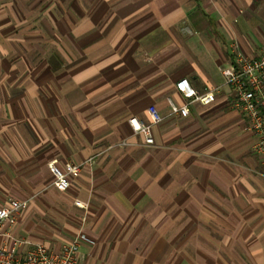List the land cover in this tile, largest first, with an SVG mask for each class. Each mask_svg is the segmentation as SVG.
Segmentation results:
<instances>
[{
  "label": "crops",
  "instance_id": "obj_1",
  "mask_svg": "<svg viewBox=\"0 0 264 264\" xmlns=\"http://www.w3.org/2000/svg\"><path fill=\"white\" fill-rule=\"evenodd\" d=\"M233 43L264 51V0H0V207L31 199L0 247L82 234L81 264H264V154L218 71ZM53 159L81 164L65 192Z\"/></svg>",
  "mask_w": 264,
  "mask_h": 264
},
{
  "label": "built area",
  "instance_id": "obj_2",
  "mask_svg": "<svg viewBox=\"0 0 264 264\" xmlns=\"http://www.w3.org/2000/svg\"><path fill=\"white\" fill-rule=\"evenodd\" d=\"M232 53L234 54V50ZM218 71L223 78V86L228 87L232 94L231 107L244 116L245 130L254 136L253 151L264 154V53L251 58L236 52L232 61L219 66ZM175 89L187 100V104L207 106L215 101V94L219 92L220 87L197 92L186 79H181L175 83ZM169 106L172 114H179L182 117L188 115L186 106L178 107L171 101ZM149 113L153 123L162 120L154 107H149ZM128 123L134 134L143 136L145 144H153L150 124H144L136 118L129 119ZM47 167L53 178L54 189L65 192L69 187V178L79 173L81 164L66 162L59 166L57 160L53 159L47 163ZM29 201L30 199L10 198L0 207V237H11V230ZM75 205L81 206L77 202ZM82 243L93 244L82 234L76 235L69 245L62 247L58 252L48 250L41 243L15 241L12 248L0 247V264H81L79 246ZM21 245L28 246L24 254L15 251Z\"/></svg>",
  "mask_w": 264,
  "mask_h": 264
},
{
  "label": "rangeland",
  "instance_id": "obj_3",
  "mask_svg": "<svg viewBox=\"0 0 264 264\" xmlns=\"http://www.w3.org/2000/svg\"><path fill=\"white\" fill-rule=\"evenodd\" d=\"M26 34H28V32H26ZM45 36H46V32L43 30V31H42V36H41V37H45ZM237 39H238V38H237ZM230 49H231V55H232V57H233L234 54H236V52H241V51L239 50L238 45H237L236 43L231 44ZM232 50H234V54L232 53ZM241 53H242V52H241ZM262 53H264V51L259 52V53L255 54L254 56H250V57H251V58L258 57V56L261 55ZM242 54H244V53H242ZM244 55H245V54H244ZM246 56H247V55H246ZM30 200H31V199H30ZM74 206H76V205H75V202H74Z\"/></svg>",
  "mask_w": 264,
  "mask_h": 264
},
{
  "label": "trees",
  "instance_id": "obj_4",
  "mask_svg": "<svg viewBox=\"0 0 264 264\" xmlns=\"http://www.w3.org/2000/svg\"><path fill=\"white\" fill-rule=\"evenodd\" d=\"M230 61H232V59H230Z\"/></svg>",
  "mask_w": 264,
  "mask_h": 264
}]
</instances>
